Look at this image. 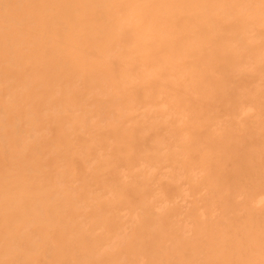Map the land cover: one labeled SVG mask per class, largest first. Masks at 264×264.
Here are the masks:
<instances>
[{"label": "bare ground", "instance_id": "bare-ground-1", "mask_svg": "<svg viewBox=\"0 0 264 264\" xmlns=\"http://www.w3.org/2000/svg\"><path fill=\"white\" fill-rule=\"evenodd\" d=\"M78 42L90 46L92 58L112 75L133 63L151 92L162 82L174 94L173 109L192 114V128L197 123L193 114L202 110L204 132L196 152L208 161L203 188L211 201L206 214L191 211L189 219L176 220L164 201L150 202L129 234L120 226L122 210L95 208L92 214L100 218L95 224L91 214L77 213L82 207L74 194L63 193L73 189L70 164L62 165L48 185L50 173L41 155L54 149L51 143L64 153L72 138V117H59L71 110L49 103L65 91L61 79L71 75ZM137 53L142 56L136 58ZM131 80L126 72L118 81ZM234 81L239 90L231 86ZM140 90L131 92L137 96ZM43 111L51 112L55 124L51 142ZM164 125H150L155 132L151 143L126 140L132 148H142L144 159L158 162L178 147L159 134ZM253 135H259L255 147L247 142ZM25 154L32 162L5 168L4 162H18ZM78 160L87 162L86 155ZM0 161V181L6 182L0 195V264H91V259L107 264H264V206H257L264 195V0H0ZM114 162L110 167L118 171ZM212 164L224 170L222 182L212 175ZM75 167L91 171L84 161H76ZM14 175L18 180L11 183ZM186 175L181 166L172 171L170 181L161 184L166 196L178 193L174 181ZM23 181V192H18L14 184ZM33 224L46 234H33ZM56 224H74L75 231L55 240L51 228ZM162 232L170 234L162 237ZM126 237L138 243L131 259L114 252V240ZM96 238L98 246L83 254L84 244ZM149 243L153 252L146 256L139 249Z\"/></svg>", "mask_w": 264, "mask_h": 264}, {"label": "rangeland", "instance_id": "rangeland-1", "mask_svg": "<svg viewBox=\"0 0 264 264\" xmlns=\"http://www.w3.org/2000/svg\"><path fill=\"white\" fill-rule=\"evenodd\" d=\"M10 6L14 11L16 10V6L12 2H10ZM77 45L80 49L77 54L78 58L71 64V75L63 76L61 79V87L65 91L63 94L53 96L49 103L52 108L61 106L60 108L66 107L71 110V112L60 113L59 117H72L69 123L72 127V138L64 153H60L55 144L51 143L50 145L54 149L45 150L41 155L43 165L50 173L48 185L54 184L55 173L62 170V165L70 164L68 172L70 185L73 189L71 192H69L70 189L63 190V193L74 194L75 203L82 207V210H77V213L80 215L91 214L90 222L95 224L100 221L98 216L92 214L95 208L105 209L107 206H111L112 211L122 210L120 226L124 227L125 225L129 234L138 226L135 224V220L140 219L138 215L148 213L150 202L164 201L165 208L172 211L176 220L189 219L191 211L194 214H206L205 205L211 201L207 199V189L203 188L209 173V168H206L208 161L205 160L206 158L198 157L196 152L198 151L197 142L204 132V129L201 128L202 110H196L193 114L197 123L192 128L189 125L192 114L184 110L181 111L179 108L173 109L174 94L167 90L162 82H159V88L151 92L150 89L145 88L146 81L142 79L143 76L142 73H139L137 64L127 63L122 67L120 75H112L106 67L100 65L98 60L92 58L90 46L80 42ZM155 52L158 53V50ZM140 56L142 55L137 53L136 58ZM150 67H145V69ZM178 68L181 69V64H178ZM126 72L132 80L125 83L119 82L120 76ZM231 86L234 90H239L235 81L231 83ZM136 87L141 88L137 96L131 92ZM198 103L202 105L201 102ZM43 113L45 115L43 122L49 129L46 139L53 141L56 134L53 130L55 124L51 112L43 111L42 115ZM167 113H171L169 118H165ZM155 121L166 123L159 127V134L169 141L172 148L178 146L174 154L166 152L158 162L150 161L148 158L144 159L142 148L135 147V145L132 148L126 140V137H135L138 141L153 142L155 132L150 130V125ZM140 126L145 128L141 129ZM114 129H117L119 133L111 134L110 131ZM104 132L109 133L103 135L105 137L102 138ZM181 137L185 138V141L180 142L179 138ZM258 141L259 135L247 137L248 144L254 147ZM86 143H89L90 146L87 147ZM46 145L48 146L47 142ZM118 150L126 153L119 156ZM83 154L86 155L88 163L85 160H78ZM130 156L133 157V160L129 158ZM27 157L25 154L18 162L13 160L4 162L5 168L11 170V167H19L18 164L23 161L32 162V159ZM76 161H84L85 166L87 168L90 166L91 171L79 170L75 167ZM114 161L118 162V171L110 167L116 164ZM236 161L237 159H232L231 162L235 163ZM4 163L0 161V166ZM146 165L151 169L144 172L148 169ZM212 165V175L219 179L218 182H222L225 177L224 170L219 166L220 164ZM180 166L184 168L187 175L179 181H174L179 191L169 198L161 184L170 181L168 176ZM17 180V175L10 178L11 183ZM134 182L136 185L130 188ZM5 185L6 182L0 181V195L6 189ZM25 185L26 181H23L22 184L15 183L14 188L18 192H23ZM136 186L140 188L141 194ZM54 189L58 191L56 187ZM263 198V194L258 198V201L260 199L257 203L258 207L264 206ZM133 201L138 202L136 207L129 208L128 203ZM202 217L203 220L207 218ZM70 218L72 221L73 218ZM140 226L144 231L148 230L147 226L143 224ZM31 228L33 234H46V230L37 224H33ZM0 230L2 229L0 228ZM19 230L17 231L19 232ZM71 230L75 231L74 224L67 227L56 224L51 228V233L54 236L51 235L56 240L61 236L68 235ZM169 234L170 232H162V237ZM143 236L142 234L139 237L141 245L144 244ZM124 240L126 241L114 240V252L122 258H134L138 243L129 237ZM77 242L80 243L79 238ZM99 243L100 241L96 238L93 243L84 244L83 254L92 252ZM150 245L149 243L139 250L148 256L153 252ZM191 248L193 250V245ZM90 262L91 264H107L99 259H91Z\"/></svg>", "mask_w": 264, "mask_h": 264}]
</instances>
